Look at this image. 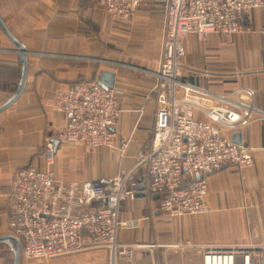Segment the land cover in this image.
<instances>
[{"label":"crops","instance_id":"crops-1","mask_svg":"<svg viewBox=\"0 0 264 264\" xmlns=\"http://www.w3.org/2000/svg\"><path fill=\"white\" fill-rule=\"evenodd\" d=\"M165 6L166 0H139L133 18L125 21L109 15L96 0H0V18L27 53L23 91L0 112V236L15 238L8 233L6 223L9 190L15 175L27 167L44 170L48 143L55 155L54 176L66 181L96 180L130 170L138 151L150 148L157 108L153 89L163 52ZM258 10L247 19L245 32L250 31L249 21ZM229 37L210 34L204 42L210 45V40L213 44L217 38L216 45L226 47L225 38ZM192 38L197 41L189 35L185 40L187 49L196 48L198 55L195 61H185L183 57L187 66L218 74L230 71L223 68L225 58L220 48L209 50L199 44L196 47ZM220 39H224V45ZM102 70L114 73L113 87L121 92L117 95L121 113L113 146L83 152L60 145L56 134L66 124L67 116L51 110L55 92L70 83L97 80ZM22 73L21 53L0 27V107L16 94ZM262 75L247 70L239 77H206L186 70L180 77L178 96L194 101L195 117L202 119L205 108L219 103L218 94L251 87L254 98L244 91L240 96L264 110ZM259 80L262 85L257 84ZM185 82L196 89L186 90L182 85ZM241 139L254 155L256 166H228L207 175L205 213L171 217L158 209L157 198L145 193L121 203L118 219L136 218L138 224L119 227L118 239L144 245L142 248L152 246L151 252L164 248L198 253L199 245L260 242L264 220V119L253 120L242 130ZM126 141L128 146L121 156L119 147ZM186 243L195 247H182ZM0 244L13 245L15 258L16 238ZM153 256L157 264L159 256Z\"/></svg>","mask_w":264,"mask_h":264},{"label":"built area","instance_id":"built-area-1","mask_svg":"<svg viewBox=\"0 0 264 264\" xmlns=\"http://www.w3.org/2000/svg\"><path fill=\"white\" fill-rule=\"evenodd\" d=\"M96 1L112 17L129 21L139 0ZM263 7L264 0H166L163 52L153 89L157 108L150 148L138 151L130 170L96 180L66 181L54 176L55 155L48 143L44 170L21 169L9 190L7 229L25 258L48 260L101 248L110 251L114 264L131 259L143 245L120 241L117 231L119 227L136 226L138 220L120 221L118 210L122 202L135 197L138 178L144 193L157 196L160 211L179 217L207 211V175L228 166H256L251 151L231 140L233 133H242L253 120L264 119V110L240 96L244 91L254 98L253 88L218 94L219 103L205 108L202 119L195 117V102L180 98L178 92L186 70L206 77L235 76L187 66L182 61L186 38L192 34L204 42L210 34L223 38L242 34L248 29L252 12ZM260 32L264 36V23ZM182 85L186 90L196 89L189 82ZM120 93L97 80L59 88L50 104L53 112L67 116L66 124L57 130L58 143L83 152L113 146L121 113ZM127 146V141L120 145L121 156ZM261 225L258 243L199 245L201 264H264V220ZM182 247L195 246L186 243Z\"/></svg>","mask_w":264,"mask_h":264},{"label":"rangeland","instance_id":"rangeland-1","mask_svg":"<svg viewBox=\"0 0 264 264\" xmlns=\"http://www.w3.org/2000/svg\"><path fill=\"white\" fill-rule=\"evenodd\" d=\"M264 22V9L258 10L254 13L249 21L250 31L245 32L233 37L225 38L227 42L226 47L217 46V38L213 41L210 40V45L207 42H198L192 38L193 44L204 46L205 49L209 48L218 49L220 53H224L223 68H228L230 70L227 73H232L239 77L240 73L247 70L259 71L264 74V36L260 32V27ZM223 38V37H222ZM224 42V39L219 41ZM216 47V48H215ZM185 54L184 60L189 58L191 61H195L197 50L187 49V44L185 43ZM228 53L227 56H225ZM196 64V63H195ZM227 70V69H224ZM261 76V75H260ZM262 78L264 76L262 75ZM256 79V78H254ZM257 83V82H256ZM259 85L263 84L262 80H259ZM2 246L0 244V264H12L14 260V247L11 245ZM154 254H157L158 263L157 264H201L200 252L189 250H177L170 249L165 250L164 248H154L151 252L149 248H138L135 250L134 258L131 259H121L117 260L115 264H156L153 258ZM136 255H139L136 258ZM147 255V256H146ZM47 261H50L47 263ZM114 264L112 260V255L109 250L106 249H91V250H81L76 253L65 255L62 257H57L48 260H32L20 256V264Z\"/></svg>","mask_w":264,"mask_h":264},{"label":"water","instance_id":"water-1","mask_svg":"<svg viewBox=\"0 0 264 264\" xmlns=\"http://www.w3.org/2000/svg\"><path fill=\"white\" fill-rule=\"evenodd\" d=\"M0 27L6 33V35L12 40V42L15 44L17 51L21 53V62H22V69H23L22 79H21L19 88H18L16 94L10 100L5 105L0 107V112H2L8 106H10L19 97V95L23 91L25 81H26V75H27V53H26V50L24 49L23 45H21L16 40H14L13 37L9 34V32L7 31V29H6L1 18H0ZM114 77H115L114 73L107 71V70H102L97 77V81L101 85H103L107 88H112L114 86ZM231 140L237 144H241L242 143L241 133L240 132L233 133L231 135ZM57 142H58V140H57ZM137 189H138V192L136 193L135 196L142 197L145 193L143 191L144 190L143 184L141 183L140 178H138ZM154 198H157V196L154 195ZM6 239H15V238H13L12 236L6 235V234L0 236V240H6ZM19 261H20V246L17 243V250L15 251V258H14L13 264H19Z\"/></svg>","mask_w":264,"mask_h":264},{"label":"trees","instance_id":"trees-1","mask_svg":"<svg viewBox=\"0 0 264 264\" xmlns=\"http://www.w3.org/2000/svg\"><path fill=\"white\" fill-rule=\"evenodd\" d=\"M230 37H233V36H230ZM9 233V232H8ZM10 234V233H9ZM6 235H8V234H6ZM7 240V239H6ZM6 240H3V241H0V242H4V241H6ZM18 243V242H17ZM19 244V243H18ZM19 246H20V244H19ZM20 256L22 257H24L25 258V256H24V254H23V249H22V247L20 246ZM33 260V259H32ZM13 262H14V260H13ZM13 264V263H12ZM19 264H20V261H19Z\"/></svg>","mask_w":264,"mask_h":264},{"label":"bare ground","instance_id":"bare-ground-1","mask_svg":"<svg viewBox=\"0 0 264 264\" xmlns=\"http://www.w3.org/2000/svg\"><path fill=\"white\" fill-rule=\"evenodd\" d=\"M60 114H63V113H60ZM126 152V151H125ZM125 154V153H124ZM143 247H144V245H143ZM200 259H201V256H200Z\"/></svg>","mask_w":264,"mask_h":264}]
</instances>
